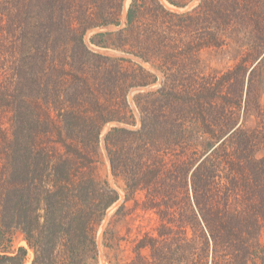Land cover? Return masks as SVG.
<instances>
[{
    "label": "trees",
    "instance_id": "16d2710c",
    "mask_svg": "<svg viewBox=\"0 0 264 264\" xmlns=\"http://www.w3.org/2000/svg\"><path fill=\"white\" fill-rule=\"evenodd\" d=\"M167 1L184 7L191 0ZM123 2L0 0V108L10 113V128L0 121V264L26 262V247L12 249L13 228L34 250L32 264H84L87 257L97 263L95 229L120 199L97 173L103 128L113 122L123 125L111 126L103 140L113 177L125 179L126 192L116 213L137 189L175 169L184 175L179 193L190 205V216L181 206L176 232L168 217L157 235L136 237L131 264H146L145 247L159 258L153 264H166L170 256L158 251L170 238L182 264H264V156H257L264 148V107L256 97L264 0H200L186 12L169 10L160 0H131L123 28L100 33L109 40L103 43L92 38L140 57L164 75L157 90L135 95L141 110L137 129L125 126L137 123L128 91L152 84L157 75L131 59L92 51L84 40L91 28L119 26ZM236 26L254 36L253 49L221 76L205 75L200 51L222 46L223 32ZM122 62L135 70H123ZM252 110L259 128H235L239 112ZM190 119L218 142L206 144L194 169L181 159L175 168L166 167L152 155L145 167L135 165L134 143L170 149L183 140ZM169 198L176 204L173 192ZM189 218L192 259L184 255Z\"/></svg>",
    "mask_w": 264,
    "mask_h": 264
},
{
    "label": "rangeland",
    "instance_id": "374dc122",
    "mask_svg": "<svg viewBox=\"0 0 264 264\" xmlns=\"http://www.w3.org/2000/svg\"><path fill=\"white\" fill-rule=\"evenodd\" d=\"M160 1L169 10L177 12H186L188 10H191L196 7L200 2V0H191L186 6L177 7L170 4L167 0ZM130 2L131 0H124L123 2L121 12V24L119 26L108 25L91 28L87 30L84 34V40L86 45L92 51L131 59L137 64L142 65L144 68L157 75V80L152 84L143 87H133L128 91V100L131 108L133 109L137 117V123L134 126H125L132 129H137L141 126V110L139 106H137L134 97L138 93H146L148 91L157 90L162 85L164 75L161 71H159L158 69L153 67L149 62L141 59L140 57H137L133 54H129L121 49L97 45L92 41V38H94L95 41L102 43L106 40L109 41L107 37L100 36V33L107 31H116L126 25L127 9ZM245 32L246 30L244 27L236 26L232 30H227L223 32L224 35L222 34V37L225 39V41L222 46L203 48L199 53V56L202 61V72L205 75L221 76L225 71L231 69L241 57H244L249 50L251 51L253 49L252 45L254 42L252 41H254V36L250 37L246 35L247 33ZM112 39H114V43H116V45L120 44V39H118L116 36ZM254 49L256 50V48ZM122 63L123 70L128 69V71H131L132 69L135 70L136 68V66H134L130 62ZM261 68V77L259 79L258 87L259 94L256 97L259 105L261 107H264V60L262 61ZM66 98L69 99L68 97ZM242 111H240V114L237 115L234 119L237 123L235 128L240 127L249 130L258 129L260 123L258 121L256 111L252 110L246 115H244ZM9 117V111L0 108V121L5 123L4 125L6 128H10L7 122ZM190 120L184 123L183 140L178 145H172L170 149L165 144H161V148H158L151 144H145V146L147 147H142V144H144L143 142L142 144L134 143L131 152L132 159L135 158L139 161V163H136L135 165H140L141 168L145 167L146 164L152 160L150 158V155H152V157H161V159H164L162 161L167 162L166 167H174L175 165H178L179 163L177 159H181V161H187L188 165L185 167L190 166L194 169V166L199 163V160L202 159L207 153V150L205 149L206 144L208 142L212 143V141L215 142L216 138L209 135L208 133L203 134V127L201 126L202 124L197 123L192 119ZM113 125L123 124L113 122L105 125V127L103 128L101 150L99 153L100 160L98 162L97 173L101 177H106L111 183V185L118 190L120 194V199L115 202L110 208L107 209L103 220L95 229L98 254V261L96 264H131L135 256L133 248L135 245L134 239L136 237H138V239L142 238L147 232L155 233L157 235V230L161 229L163 219L165 220L168 217L174 219L175 224L173 225L176 232V229L178 228L177 226H179V221L181 219V215L178 214L181 206L184 207L183 212L188 213V216H190V205L186 204L184 196H180V193L184 192V175H182L180 171L175 169V171L170 170L165 173L166 175H164V177L161 176L155 181H153L150 186L148 185V188L137 189L133 194H131L132 196L130 197V199L127 200L124 210L118 214L116 213V211L119 209V207L123 204L125 200L126 192L123 188L125 186V179L123 177H120L118 180H115V178L113 177L110 160L106 152L103 140L105 134ZM225 125L227 124H223L224 128L227 127ZM219 129L220 128H217L216 131L220 132ZM216 143L218 142L216 141ZM57 146L61 147L59 146V144H57ZM147 150H149L150 154H148ZM257 156H264V148H260L257 153ZM189 177L190 174L188 176V184L190 183ZM165 179L166 181H164ZM188 191L190 192L189 187H187L186 192ZM172 192L173 196L175 195L176 204L174 205H172V203L170 202L171 200L169 198V194H171ZM145 202L148 203L146 206ZM154 203H157L158 206L151 207L154 205ZM186 220L187 224L185 226L188 230L186 238L187 251L184 255H186V257H189V259H192L194 258V249L192 248L193 240L195 239L193 228L194 226L192 225V222H190V218ZM105 239L107 244L105 242ZM259 240L262 244H264V225L261 227L259 233ZM12 245V247H14L12 249H16L20 246L26 247L28 253L25 264H32V261L35 257L34 250L29 247L27 241L24 239V234L19 228H13ZM159 249L160 251H158V253L164 252V254L172 257H168V259L165 261L166 264H182V255L176 248V244L171 238L163 242L160 245ZM174 249H177V253H174V255H172L171 250ZM141 252L144 257V260L146 261V264H153L155 261L158 262L159 258L157 259V257L153 256V252L150 247L143 248ZM86 260L87 261L84 262V264H94L93 261H91L92 259L90 257H87Z\"/></svg>",
    "mask_w": 264,
    "mask_h": 264
}]
</instances>
